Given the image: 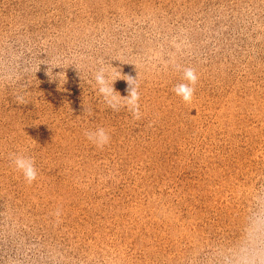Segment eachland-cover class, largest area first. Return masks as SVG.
I'll use <instances>...</instances> for the list:
<instances>
[{"label":"rangeland","instance_id":"rangeland-1","mask_svg":"<svg viewBox=\"0 0 264 264\" xmlns=\"http://www.w3.org/2000/svg\"><path fill=\"white\" fill-rule=\"evenodd\" d=\"M0 264H264V0H0Z\"/></svg>","mask_w":264,"mask_h":264}]
</instances>
